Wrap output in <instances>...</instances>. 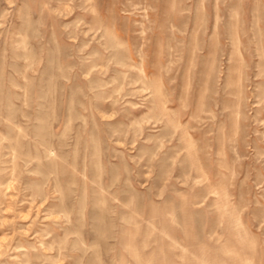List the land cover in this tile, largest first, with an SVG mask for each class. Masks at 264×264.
Returning <instances> with one entry per match:
<instances>
[{
    "label": "rangeland",
    "instance_id": "obj_1",
    "mask_svg": "<svg viewBox=\"0 0 264 264\" xmlns=\"http://www.w3.org/2000/svg\"><path fill=\"white\" fill-rule=\"evenodd\" d=\"M0 264H264V0H0Z\"/></svg>",
    "mask_w": 264,
    "mask_h": 264
}]
</instances>
